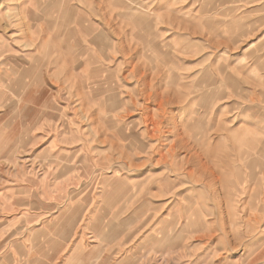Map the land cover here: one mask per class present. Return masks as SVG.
Here are the masks:
<instances>
[{
    "label": "rangeland",
    "instance_id": "obj_1",
    "mask_svg": "<svg viewBox=\"0 0 264 264\" xmlns=\"http://www.w3.org/2000/svg\"><path fill=\"white\" fill-rule=\"evenodd\" d=\"M0 264H264V0H0Z\"/></svg>",
    "mask_w": 264,
    "mask_h": 264
},
{
    "label": "crops",
    "instance_id": "obj_2",
    "mask_svg": "<svg viewBox=\"0 0 264 264\" xmlns=\"http://www.w3.org/2000/svg\"><path fill=\"white\" fill-rule=\"evenodd\" d=\"M91 40H92V41H95V40H97V39L92 38ZM84 255H86V254H84ZM84 260H85V262H88V261H89L88 259H84ZM85 262H84V263H85Z\"/></svg>",
    "mask_w": 264,
    "mask_h": 264
}]
</instances>
